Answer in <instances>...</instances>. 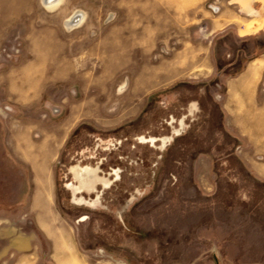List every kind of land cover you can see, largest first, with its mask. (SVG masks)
Masks as SVG:
<instances>
[{"label":"rangeland","instance_id":"374dc122","mask_svg":"<svg viewBox=\"0 0 264 264\" xmlns=\"http://www.w3.org/2000/svg\"><path fill=\"white\" fill-rule=\"evenodd\" d=\"M262 1L0 0L27 8L0 26V74L36 94L17 125L0 121V211L4 193L19 211L14 199L31 176L8 150L34 137L53 143L55 206L89 263L264 264V185L234 166L235 140L210 97L263 44ZM35 75L41 82L27 84ZM179 119L185 127L162 151L137 143L171 135ZM72 165L109 180L77 194L98 196L96 206L71 202Z\"/></svg>","mask_w":264,"mask_h":264},{"label":"crops","instance_id":"0c3cea01","mask_svg":"<svg viewBox=\"0 0 264 264\" xmlns=\"http://www.w3.org/2000/svg\"><path fill=\"white\" fill-rule=\"evenodd\" d=\"M11 9L26 17L27 8L22 4L12 6L2 2L0 26H6V16ZM32 22V18L24 19L21 25L31 26ZM262 36L261 47L236 72L225 75L219 83L213 85L210 94L211 100L218 106L222 130L235 140L232 150L236 160L234 166L258 185H264V30ZM39 41H42V36ZM42 56V52H36L34 58ZM37 78V75L33 78L31 76L25 81L36 85L42 80ZM20 82L23 79L17 74H0L4 105L7 106L4 110L0 105V121L4 123V117L12 120L5 121L9 130L20 121L26 106L24 99L36 97V94H29V88L22 87ZM27 105L34 115L42 116L41 105L35 102ZM3 133L1 136L5 138ZM33 134L31 132V136ZM12 137L19 138L17 135ZM29 138L32 142L24 149L13 144L8 150L9 155L18 156L19 164L24 165L23 168L31 176L22 184L24 192L14 199V203L19 204V211L7 207L10 206L11 196L3 194L0 211V264H91L80 251L72 228L55 206L54 180L49 174L55 154L53 143L48 142L44 148L32 140L34 137ZM230 166L233 165H228V168ZM193 170L196 172L199 169L195 166Z\"/></svg>","mask_w":264,"mask_h":264},{"label":"flooded vegetation","instance_id":"af4514ba","mask_svg":"<svg viewBox=\"0 0 264 264\" xmlns=\"http://www.w3.org/2000/svg\"><path fill=\"white\" fill-rule=\"evenodd\" d=\"M191 108H194L192 105ZM173 120L170 122L172 123ZM185 127V123L182 119H179L177 122V127H172L171 135L161 136V137H153V136H137V143L139 144H149L150 146L156 147L159 151H162L168 143H170L172 136H178L182 129ZM158 142L155 145V142ZM70 171L73 174V178L75 183L66 182L65 188H67L71 194V202L75 205H85L87 207H94L98 204V196H96L95 200H86L81 197H78L77 194L82 191L83 188L88 190H94V186L96 183H101L103 187H107L109 185V180L100 179L95 175V170L90 166H80V165H72ZM112 175L115 180L118 178V171L113 170ZM86 219V217H82Z\"/></svg>","mask_w":264,"mask_h":264},{"label":"bare ground","instance_id":"6f19581e","mask_svg":"<svg viewBox=\"0 0 264 264\" xmlns=\"http://www.w3.org/2000/svg\"><path fill=\"white\" fill-rule=\"evenodd\" d=\"M47 2H48V4H47ZM58 2H59V0H43V4H44L45 8H46V5L50 6V5H54V4L58 3ZM77 14H78L77 12L73 13V15L70 18L67 19L66 23L70 25L71 21L73 20V18H76L74 16H76ZM78 16H80V15H78ZM78 19L80 20V17H78Z\"/></svg>","mask_w":264,"mask_h":264},{"label":"built area","instance_id":"2783aa9c","mask_svg":"<svg viewBox=\"0 0 264 264\" xmlns=\"http://www.w3.org/2000/svg\"><path fill=\"white\" fill-rule=\"evenodd\" d=\"M80 23L79 19L73 21V27L77 26Z\"/></svg>","mask_w":264,"mask_h":264}]
</instances>
